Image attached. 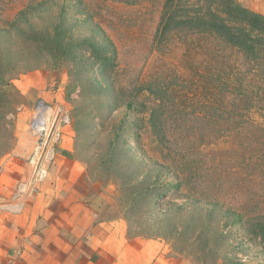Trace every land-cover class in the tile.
<instances>
[{
	"label": "rangeland",
	"instance_id": "rangeland-1",
	"mask_svg": "<svg viewBox=\"0 0 264 264\" xmlns=\"http://www.w3.org/2000/svg\"><path fill=\"white\" fill-rule=\"evenodd\" d=\"M256 6L0 0V168L33 161L46 180L28 128L43 99L55 184L84 195L103 264H264Z\"/></svg>",
	"mask_w": 264,
	"mask_h": 264
},
{
	"label": "crops",
	"instance_id": "crops-1",
	"mask_svg": "<svg viewBox=\"0 0 264 264\" xmlns=\"http://www.w3.org/2000/svg\"><path fill=\"white\" fill-rule=\"evenodd\" d=\"M250 1L264 11V0ZM54 156L41 184L33 161L0 168V264L104 263L84 195L69 185L55 184L65 157L57 152Z\"/></svg>",
	"mask_w": 264,
	"mask_h": 264
},
{
	"label": "built area",
	"instance_id": "built-area-1",
	"mask_svg": "<svg viewBox=\"0 0 264 264\" xmlns=\"http://www.w3.org/2000/svg\"><path fill=\"white\" fill-rule=\"evenodd\" d=\"M49 110H51L50 106L43 99L37 100L35 111L33 115H31L28 128H29L30 133L36 136V138L38 139L39 141L38 146H41L44 144V150L42 152V156L45 157V155H47L49 160H51L54 154V147L53 145L49 146L50 139H51V133H50L51 127L48 126L49 125V115H48ZM58 120L61 123H68L69 116L65 113H61L58 116Z\"/></svg>",
	"mask_w": 264,
	"mask_h": 264
},
{
	"label": "trees",
	"instance_id": "trees-1",
	"mask_svg": "<svg viewBox=\"0 0 264 264\" xmlns=\"http://www.w3.org/2000/svg\"><path fill=\"white\" fill-rule=\"evenodd\" d=\"M239 8H240V7H238V8L232 7L233 10H236V9H239ZM239 10L241 11V8H240ZM241 12H243V11H241ZM255 16H258V15H255ZM256 18H257V17H256ZM242 19H244L243 16H242ZM207 26H208V25H207ZM216 26H218V25H213V30L221 29V31H225V30L228 28V26H225V25H223L221 28H217ZM245 39L248 40L247 38H245ZM246 40H244V42L242 43V44H244V46H246V45H245ZM8 80H9V76H8ZM7 84H9V82H7L6 85H7Z\"/></svg>",
	"mask_w": 264,
	"mask_h": 264
}]
</instances>
